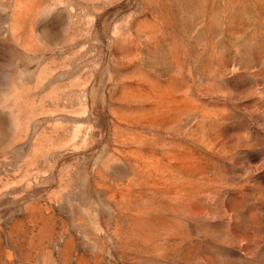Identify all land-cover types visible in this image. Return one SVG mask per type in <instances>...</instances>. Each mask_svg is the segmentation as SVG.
I'll list each match as a JSON object with an SVG mask.
<instances>
[{"label": "rangeland", "instance_id": "obj_1", "mask_svg": "<svg viewBox=\"0 0 264 264\" xmlns=\"http://www.w3.org/2000/svg\"><path fill=\"white\" fill-rule=\"evenodd\" d=\"M0 264H264V0H0Z\"/></svg>", "mask_w": 264, "mask_h": 264}]
</instances>
